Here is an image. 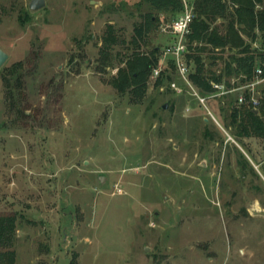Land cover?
<instances>
[{
  "label": "rangeland",
  "instance_id": "1",
  "mask_svg": "<svg viewBox=\"0 0 264 264\" xmlns=\"http://www.w3.org/2000/svg\"><path fill=\"white\" fill-rule=\"evenodd\" d=\"M30 3L0 0V215L17 218L0 251L14 264H264V143L238 141L225 119L247 84L204 94L192 81L202 105L175 70L157 85L152 73L144 97L122 93L135 27L159 18L142 52L162 56L175 14L147 0Z\"/></svg>",
  "mask_w": 264,
  "mask_h": 264
},
{
  "label": "trees",
  "instance_id": "2",
  "mask_svg": "<svg viewBox=\"0 0 264 264\" xmlns=\"http://www.w3.org/2000/svg\"><path fill=\"white\" fill-rule=\"evenodd\" d=\"M147 2L150 10H156L161 14H175L174 19L178 18L185 7L183 0H147ZM189 2L194 7L196 15L187 39L186 60L190 67L191 81L204 94H210L214 91L212 82H225L224 84L230 88L233 84L232 80H236L235 83L239 85H250L255 83L256 79H264V7L261 11L256 9L257 4L264 5V0H191ZM218 19L223 20L221 25H216ZM158 23L159 18L150 11L146 14L145 22L135 27L134 35L130 40L133 51L120 58V63L125 66L119 67L118 76L114 80L120 92L131 91L140 97L146 95L150 76L159 66L161 50L160 47H156L150 54L143 53L142 43L145 44L147 35L157 27ZM242 35L250 41H246ZM117 42L118 39L113 32H109L104 39L103 60L109 61V65L114 63L108 57V51ZM256 42H259L260 47H254ZM220 61H222L221 66ZM191 67H194V70H191ZM175 70L174 60L169 58L156 85L165 79H170L168 72ZM259 70L262 71L261 75H258ZM243 96L246 99L245 103L239 105L237 97L235 103L229 106L228 114L225 115L227 125L231 127L232 134L238 141L242 138L254 137L264 143V85L261 95L255 96L258 101L256 107L252 102L254 97L252 91L247 89ZM16 223L15 216L0 215V250L13 247ZM14 254V251H0V263L14 264Z\"/></svg>",
  "mask_w": 264,
  "mask_h": 264
},
{
  "label": "built area",
  "instance_id": "3",
  "mask_svg": "<svg viewBox=\"0 0 264 264\" xmlns=\"http://www.w3.org/2000/svg\"><path fill=\"white\" fill-rule=\"evenodd\" d=\"M184 11L178 16V18L174 19L169 27L166 29V32L169 36L172 38V42L168 43L163 51H162V56L159 61V66L154 69L153 74L155 77H159L162 70L163 66L166 64L167 57H170L174 60V63L176 65V70L178 71L179 75L181 76L182 80L190 85L195 94L200 98L199 100L201 101L202 105L206 104V97H202L197 93V90L191 83V77H190V67L188 66L187 60H186V54H187V39L188 35L191 33V26L194 21V18L196 17L194 13V7L189 5L188 2L185 0L184 1ZM262 71H258V75H261ZM258 82H264V79L258 80L256 83H252L248 86L250 90H254L256 88V84ZM171 87L174 90L177 91H182L181 88L175 83H171ZM220 85H216V88H220ZM223 87V86H222ZM235 90H219V93L217 94L218 96H223L228 93H231ZM239 102L240 104H243L246 102L245 97L242 95L239 97ZM253 105L255 107L258 105V101L255 98V96L252 98Z\"/></svg>",
  "mask_w": 264,
  "mask_h": 264
},
{
  "label": "water",
  "instance_id": "4",
  "mask_svg": "<svg viewBox=\"0 0 264 264\" xmlns=\"http://www.w3.org/2000/svg\"><path fill=\"white\" fill-rule=\"evenodd\" d=\"M46 0H31L30 3V10L35 12V11H39L43 8L46 7ZM9 55L0 48V69L4 66V64L6 63V61L8 60ZM168 107V105H164V108L166 109ZM256 113H258L257 110H255Z\"/></svg>",
  "mask_w": 264,
  "mask_h": 264
}]
</instances>
